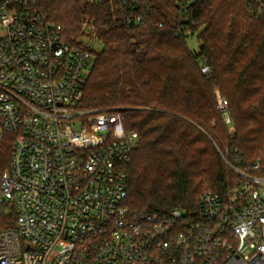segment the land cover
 Masks as SVG:
<instances>
[{
    "label": "built area",
    "instance_id": "built-area-1",
    "mask_svg": "<svg viewBox=\"0 0 264 264\" xmlns=\"http://www.w3.org/2000/svg\"><path fill=\"white\" fill-rule=\"evenodd\" d=\"M244 1L264 17V0ZM121 2L128 26L145 23L142 0ZM95 63L38 0H0V140L15 135L0 204L16 216L0 230V264H264V164L240 166L237 148L221 152L238 174L228 193L208 189L191 211L130 208L139 134L121 108L81 105ZM217 107L233 131L221 92Z\"/></svg>",
    "mask_w": 264,
    "mask_h": 264
},
{
    "label": "trees",
    "instance_id": "trees-1",
    "mask_svg": "<svg viewBox=\"0 0 264 264\" xmlns=\"http://www.w3.org/2000/svg\"><path fill=\"white\" fill-rule=\"evenodd\" d=\"M186 1L142 0L145 23L128 26L121 0H38L69 42L85 45L78 37L89 36L102 44L81 105L119 107L126 128L139 134L129 180L133 211H191L208 189L228 193L238 174L222 156L226 149H238L242 167L264 164V17L244 0H191L185 13ZM190 36L198 37V51ZM217 89L229 100L233 131L217 107ZM14 139L5 132L0 140V176ZM15 221L14 209L0 204V230Z\"/></svg>",
    "mask_w": 264,
    "mask_h": 264
},
{
    "label": "rangeland",
    "instance_id": "rangeland-1",
    "mask_svg": "<svg viewBox=\"0 0 264 264\" xmlns=\"http://www.w3.org/2000/svg\"><path fill=\"white\" fill-rule=\"evenodd\" d=\"M85 31H87V33H89L91 31V29L89 27H86L85 28ZM78 40L79 41H82L86 44H88L93 50H95V52H99L102 50V44L99 42V40L95 37H89V36H80L78 37ZM188 44L190 45V47L193 49V50H196L198 51V48H199V40H198V37L197 36H190L188 38ZM92 69V68H91ZM218 92H221L223 94V92L220 90V89H217L215 91V99H216V102H217V93ZM224 95V94H223ZM225 96V95H224ZM226 97V96H225ZM227 98V97H226ZM216 147H218L216 145ZM218 149V148H217ZM10 214V212L8 213Z\"/></svg>",
    "mask_w": 264,
    "mask_h": 264
}]
</instances>
